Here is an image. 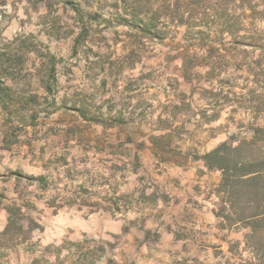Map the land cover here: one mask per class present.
Segmentation results:
<instances>
[{
  "label": "rangeland",
  "instance_id": "rangeland-1",
  "mask_svg": "<svg viewBox=\"0 0 264 264\" xmlns=\"http://www.w3.org/2000/svg\"><path fill=\"white\" fill-rule=\"evenodd\" d=\"M141 2L0 0V264H258L203 157L264 145V0Z\"/></svg>",
  "mask_w": 264,
  "mask_h": 264
},
{
  "label": "trees",
  "instance_id": "trees-1",
  "mask_svg": "<svg viewBox=\"0 0 264 264\" xmlns=\"http://www.w3.org/2000/svg\"><path fill=\"white\" fill-rule=\"evenodd\" d=\"M129 1V4L127 2ZM142 0H114L113 8L122 11L125 15L130 12L137 20L147 24H141L138 29L146 35L152 33L161 34L155 25L160 20L159 5L148 4L150 8L142 4ZM184 9L189 5V0H178ZM123 4L122 7L120 4ZM188 4V5H187ZM172 6L169 2L167 8ZM154 10V11H152ZM150 15V16H149ZM177 21L179 26L191 27L192 17L189 19L181 14ZM163 34V33H162ZM187 60L182 58L184 68H187ZM263 140V139H262ZM262 140L242 141L233 146L226 143L220 144L213 151L204 155L203 160L207 169L218 170L222 178L218 193L222 194L223 219L231 225H242L249 229L245 236V246L258 260V264H264V152ZM43 181L40 178V182ZM16 211V210H15ZM12 208V225L15 224V212Z\"/></svg>",
  "mask_w": 264,
  "mask_h": 264
}]
</instances>
